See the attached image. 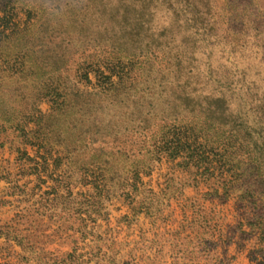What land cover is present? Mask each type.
<instances>
[{
    "label": "rangeland",
    "instance_id": "374dc122",
    "mask_svg": "<svg viewBox=\"0 0 264 264\" xmlns=\"http://www.w3.org/2000/svg\"><path fill=\"white\" fill-rule=\"evenodd\" d=\"M2 123L0 264H264V0H0Z\"/></svg>",
    "mask_w": 264,
    "mask_h": 264
},
{
    "label": "trees",
    "instance_id": "16d2710c",
    "mask_svg": "<svg viewBox=\"0 0 264 264\" xmlns=\"http://www.w3.org/2000/svg\"><path fill=\"white\" fill-rule=\"evenodd\" d=\"M22 62H20L21 64ZM22 65V64H21ZM28 73V69H25V67L23 66L22 69H19L17 71V74L19 75V77H24L26 74ZM39 82V87L37 90L34 91V93H38L40 90H43L44 88L47 89L49 87V84L47 83V80H46V77H44L43 79L41 80H38ZM46 93H50V92H43L42 95H45ZM14 96H16L17 98V102H18V105L17 107H13V108H10L8 111L10 113V120L7 121L8 125L5 126V124H0V126H2V128L5 126V128H9V129H12L13 131H17V132H20L21 135H23V133L26 135V132L24 130V128L26 127L27 122L28 120H24V119H27L29 118L30 116L28 114H25L24 112H22L24 109H27L28 112L32 111L34 109V112H36L37 110H35V106L37 105L38 101L36 102V100H32L30 102H34V106H31V104L29 105V103L26 101L25 99V96L23 95V92L21 91V88H20V85H18L17 88H15V90L13 91L12 93ZM26 105H27V108H26ZM64 105H68L67 103L63 102V100L61 101H58V100H53L51 102V106H52V110L54 109H57V110H60L62 107H64ZM13 106V105H12ZM25 111V110H24ZM60 112L62 113V110H60ZM6 123V122H4ZM38 127V126H37ZM45 128H47L45 126ZM41 128L38 127L37 129H35V131H39L40 132ZM33 131V132H35ZM38 136V135H37ZM40 141H41V137L38 138ZM159 142L162 144V145H165L163 147H165L164 149L165 150H170L171 149V153H175L173 152V149L176 147V146H172V145H169V146H166V142H162L159 140ZM178 147V146H177ZM161 148L159 149H156L155 147V154H154V157H157V155L160 153L158 152ZM118 153H122V157L123 159H130L132 162H136L139 161L137 158L141 157V151L140 150H135V151H131L130 153L127 152V151H123L122 150H119ZM99 155V153H97L95 150H93V155ZM171 157H174V156H171ZM105 161V160H104ZM98 162V161H96ZM106 162V161H105Z\"/></svg>",
    "mask_w": 264,
    "mask_h": 264
}]
</instances>
